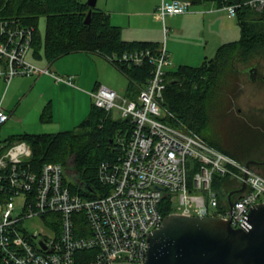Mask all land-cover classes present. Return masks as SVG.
Listing matches in <instances>:
<instances>
[{"label":"built area","instance_id":"built-area-1","mask_svg":"<svg viewBox=\"0 0 264 264\" xmlns=\"http://www.w3.org/2000/svg\"><path fill=\"white\" fill-rule=\"evenodd\" d=\"M249 3L264 9V0ZM190 5V0H162L157 16L165 20L168 15H181ZM236 7H226L231 16H236ZM33 40L32 26L16 20L0 22V77L10 82L18 75L49 74L56 81L74 84L75 76L60 75L28 59ZM146 58L155 62V68L137 99L104 84L90 92L98 107L114 118L122 116L133 122L129 139L125 144L122 140L125 155L100 167L101 180L108 187L106 194L88 198L72 192L65 183L63 165L53 162L34 167L33 151L26 141L0 140V256L4 264L142 263L149 232L165 218L162 205L166 197L174 204L173 213L220 216L231 219L235 226L246 222L255 204L264 202V174L256 167L164 119L166 110L160 100L166 86L165 72L172 65L170 53L163 45L157 54L140 48L122 56L136 64ZM107 60L112 63L111 58ZM9 117L0 106V131ZM215 174L238 179L239 187L246 181L232 211L219 209ZM79 213L90 225L87 234L75 232L73 217ZM35 216L46 221L48 234L28 227L27 222ZM82 251L92 254L81 259Z\"/></svg>","mask_w":264,"mask_h":264},{"label":"trees","instance_id":"trees-1","mask_svg":"<svg viewBox=\"0 0 264 264\" xmlns=\"http://www.w3.org/2000/svg\"><path fill=\"white\" fill-rule=\"evenodd\" d=\"M249 1L190 0L191 4L214 2L220 7L237 5L236 18L241 28V38L221 44L213 58H206L199 65L180 64L174 68L168 67L165 72L166 86L160 100L166 110L164 119L170 124L190 129L212 146L244 163L251 159L264 160V118L256 116V120L249 115V118L238 116L251 127V134L255 133L256 141L258 140L255 154H246L242 146L232 145L230 141L218 136L215 138V133L209 129V112L212 103L218 98L229 100L231 104L228 111L233 113L232 99L237 91L235 79L248 72L246 66L250 63L256 65L259 71L263 67L264 9L254 8ZM90 8L88 2L82 0H0V22L8 19L32 26L34 40L30 53L40 61L51 63L77 51L94 52L106 59L111 58L112 64L129 79L124 95L137 99L152 77L155 62L146 58L142 63L136 64L122 59V56L127 51L140 48H150L157 54L163 43L126 40L122 27L112 22L111 14L97 6L93 8L90 22L86 23ZM43 17L44 33L40 30ZM252 56L255 58H251ZM240 63L246 66L240 69ZM238 70L240 74L235 73ZM262 74L260 72V80H263ZM51 112V105L48 104L41 119L51 120ZM132 127L130 118H114L111 112L93 102L88 116L75 128L50 133L23 132L12 134L5 140L11 143L26 141L33 151L31 160L34 167L39 168L44 163H60L65 169V183L72 192L96 198L106 194L108 189L101 180L102 163L117 161L125 155L124 144L130 137ZM252 166L262 170L264 174V165ZM192 177L193 173L189 177L190 183ZM240 183L229 175H214L213 186L218 191L221 211L229 209L227 195L238 188ZM239 196L240 193L235 194L233 200H237ZM162 210L165 216L174 212V204L169 197L164 199ZM47 217L46 214L45 218ZM73 219L77 234L89 233L90 225L83 213L75 214ZM90 254L91 251H82L79 258L90 257ZM0 264H4L1 256Z\"/></svg>","mask_w":264,"mask_h":264},{"label":"rangeland","instance_id":"rangeland-1","mask_svg":"<svg viewBox=\"0 0 264 264\" xmlns=\"http://www.w3.org/2000/svg\"><path fill=\"white\" fill-rule=\"evenodd\" d=\"M82 1L88 2V0ZM157 3L158 0H98L97 7L111 14V19H113L112 22L122 27L125 36L130 35L136 38H149L151 40H161L160 42H162L163 45L165 44L166 46L167 43H169V46H173L176 49V52H180L181 55L188 56L190 58V65H199L203 62V59H200L198 51H202V49H205V47V54L207 55V59L213 58L216 55L217 49H214V47L216 46L214 38L217 35H221L220 26H218V24L211 22L210 18H203L205 14L197 15L195 18L191 20H186L185 22H182L180 20L171 21L169 16H167V18L163 21V19L161 18H156L154 10L156 9L155 4ZM203 7H206V4H191L189 8V13L198 8ZM208 17H211V15L208 14ZM158 20L161 21L162 26L158 22H156ZM176 24L179 26V29L177 30L175 29L177 27ZM40 30L42 33H44V17L41 19ZM240 38L241 35H239V37L235 39H232V41L238 40ZM69 55L72 54H68L67 56L61 57L59 58V60H66L65 65L71 66L75 69H81V59L78 58L71 62L73 58H70L72 56ZM86 55L90 54L86 53ZM251 58L254 59L255 56H252ZM28 59L41 67L50 66L49 68H51L55 72H58V69L56 68V63L58 62V59L54 62L49 63L46 60L40 61L34 59L31 53L28 54ZM262 63L263 64L261 65H263V67L262 69L260 68V72L264 74V61ZM252 65L253 64L250 63L246 66V64L243 65L240 63L238 64V67L242 69L241 67L246 66L247 69L243 68V70L246 69V71L249 72L250 67ZM84 66H86V64ZM176 66L177 65H173L170 67L174 68ZM94 69L96 71L97 69L98 71L101 70V68L97 66L94 67ZM94 69L93 67L90 69L91 73H93ZM248 72H244L242 74L239 73V70L235 72L240 74V76L239 78L237 77L235 79V83L237 84V91L235 92L232 99L233 113L228 111V107L230 106L231 102L227 99L219 100L217 98L215 99L216 101L212 103L213 106L210 107L209 112V129L213 133H215V138H217L218 136L222 140L230 141L229 143L232 145L242 146L244 148V153L246 154H255L254 151H256L255 149L258 148V140L256 141L255 133H253L252 135L250 129L251 127L247 126V124H245L246 122L244 121V119L238 116L248 117L249 115V117L253 116L254 119H256V116L261 119L264 118V80L258 79L257 81H253V78L249 75ZM28 77H35V75L15 76L12 79L14 80L13 83L12 80L8 82L4 77H0V106L9 111L13 110L14 107L17 105L18 111H16V114L22 118L27 111H31L34 104L35 95L30 94L26 100L24 98L22 101H20L21 93L19 92L20 94L18 93L19 95H16L18 88H15V83L19 79L23 81L24 78ZM123 81L124 82L122 87H120V89L118 90L121 95L125 93L127 86V79L123 78ZM48 92H51V89L49 87ZM72 96L73 94L69 93L68 101L71 103L63 107V124H56L51 121H43L42 119H40L46 124H41V122H39L40 124H35L43 126L38 127L35 125L36 127H34V124L32 125L31 121L26 119L24 121L25 126L30 128L34 127L33 131L29 132H58L62 130H67L68 128H75L76 126L73 124H76V122L77 125L80 124L88 116L90 112V106H87V100H80L79 105V100L76 99L75 103L74 98L72 101ZM87 99L88 101L91 100L89 96H87ZM253 109H255V112H253ZM121 118L122 116H118V119ZM65 122L69 123L67 127L66 125H64ZM24 130L25 128L24 126H22V122L12 116V118H9L2 125L0 131V140L9 137L12 134L22 133L24 132ZM259 171H261L262 173V170ZM67 176L69 177V175ZM27 224L31 231L35 233L39 234V232H42L48 234L50 232L46 221L41 217L35 216L30 219Z\"/></svg>","mask_w":264,"mask_h":264},{"label":"water","instance_id":"water-1","mask_svg":"<svg viewBox=\"0 0 264 264\" xmlns=\"http://www.w3.org/2000/svg\"><path fill=\"white\" fill-rule=\"evenodd\" d=\"M97 1L88 0L91 8L86 23ZM256 70L253 66L249 72L252 75ZM246 165H264V160L251 159ZM245 189L246 181L228 193L231 211L233 196ZM148 244L144 262L111 264H264V202L255 204L246 222L238 226L231 219L215 215L168 214L159 227L149 232Z\"/></svg>","mask_w":264,"mask_h":264},{"label":"crops","instance_id":"crops-1","mask_svg":"<svg viewBox=\"0 0 264 264\" xmlns=\"http://www.w3.org/2000/svg\"><path fill=\"white\" fill-rule=\"evenodd\" d=\"M161 2L162 0H158V3L155 4L156 9L154 11H155L156 18H159L157 16V13H158V9H159ZM202 4H206V7L198 8L194 10L195 12L192 11L191 13H189L188 11L187 13L188 15L184 13L181 15H175V16L168 15V16L170 17L171 21L180 20L182 22H185L186 20H191L195 18L197 15L205 14L203 18L205 17L210 18L211 22L218 24V26H220L221 35L215 36L214 42L216 43L215 44L216 46L214 47V49H217L221 44L232 41V39H235L239 37V35H241V28L237 21L236 16H231L226 7H220L218 4L214 2H207V3H202ZM192 5H201V4H192ZM202 11H205V12H202ZM208 14H210L211 17H208ZM156 22H158L162 26V23L160 20ZM175 29L176 30L179 29V26L177 25ZM123 37L126 40H151L149 38H136L130 35L125 36L124 31H123ZM153 41L160 42L161 40H153ZM166 48L168 52L170 53L171 60L173 61L171 66L190 63V60H189L190 58L188 56H183L180 54V52H176V49L173 46L170 47L169 43H167ZM205 51H206V47L205 49H202V51H198V54L200 55V59H203V61L207 57V55L205 54ZM86 53L90 55H86ZM70 54H72V55H69V56H72L70 58H73L71 62H73L75 59H78V58L81 59L82 68L75 69L71 66L65 65L66 60L61 61L58 59V62L56 63V68L58 69V72L56 71V73L63 75V76H68V75L75 76L74 84H70L64 81H56L54 77H52L49 74L35 75V77L24 78L23 81L19 79L15 83L16 84L15 88H18L16 95H19L21 93L20 101H22L24 98L26 100L30 94L35 95L34 104H33L31 111L30 112L27 111L28 113L25 111L26 113L24 114L23 118L16 114L17 113L16 111H18L17 105L14 107L13 110L8 111L6 109V111L10 115V118L14 116L17 120H20L22 122V126H24L25 128L24 132H29V131L32 132L34 127L43 126V125H36L35 123L41 122V124H46L42 122L40 119H41V115H42L44 108L48 104L51 105V109H52V112H51L52 119L48 121H51L56 124L58 123L63 124V115H64L63 107L71 103L68 101L69 93L73 94L72 101L74 98V101L76 103V99H78L79 105H80V100L81 101L87 100V106L88 107L90 106L91 108V105L94 101H93V98L90 92L95 90L99 84H104L117 91L123 85V82H124L123 78L127 79V84H128L129 79L126 76V74H124L119 68H117L111 62H109L105 57L99 55L98 53L77 51V52H73ZM85 64L86 66H84ZM96 66L101 68L100 71H98L97 69L98 73L94 69V67ZM92 67L94 69L93 73H91L90 71ZM13 81L14 80H12V83ZM48 87L51 89V92H48ZM87 96H89L91 100L88 101ZM26 119L31 121V124L32 125L34 124L33 125L34 127H31V128L26 127L24 124V121ZM64 125H66L67 127L69 123L65 122ZM73 125L77 126V122L76 124H73Z\"/></svg>","mask_w":264,"mask_h":264},{"label":"flooded vegetation","instance_id":"flooded-vegetation-1","mask_svg":"<svg viewBox=\"0 0 264 264\" xmlns=\"http://www.w3.org/2000/svg\"><path fill=\"white\" fill-rule=\"evenodd\" d=\"M253 66H256V65H252L250 68H252ZM249 75L251 77H253V81H257L259 78H260V71L259 69L257 68L256 72H253V74L251 75V73L249 72ZM262 79L264 80V74H262ZM254 108V107H253ZM253 112H255V109H253ZM253 117V116H252ZM254 118V117H253Z\"/></svg>","mask_w":264,"mask_h":264},{"label":"bare ground","instance_id":"bare-ground-1","mask_svg":"<svg viewBox=\"0 0 264 264\" xmlns=\"http://www.w3.org/2000/svg\"><path fill=\"white\" fill-rule=\"evenodd\" d=\"M49 68V67H48Z\"/></svg>","mask_w":264,"mask_h":264}]
</instances>
